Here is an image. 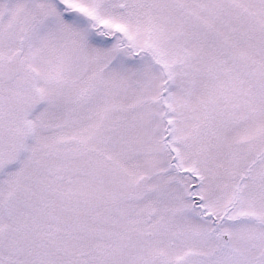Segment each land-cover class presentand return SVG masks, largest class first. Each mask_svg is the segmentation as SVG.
<instances>
[{
    "label": "snow or ice",
    "instance_id": "snow-or-ice-1",
    "mask_svg": "<svg viewBox=\"0 0 264 264\" xmlns=\"http://www.w3.org/2000/svg\"><path fill=\"white\" fill-rule=\"evenodd\" d=\"M0 264H264V0H0Z\"/></svg>",
    "mask_w": 264,
    "mask_h": 264
}]
</instances>
